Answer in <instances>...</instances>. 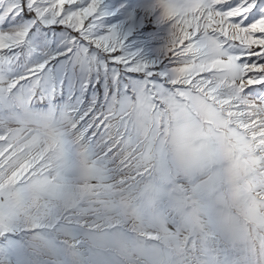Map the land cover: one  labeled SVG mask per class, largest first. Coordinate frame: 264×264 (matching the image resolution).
<instances>
[{
	"label": "snow or ice",
	"instance_id": "6c2138e0",
	"mask_svg": "<svg viewBox=\"0 0 264 264\" xmlns=\"http://www.w3.org/2000/svg\"><path fill=\"white\" fill-rule=\"evenodd\" d=\"M0 264H264V0H0Z\"/></svg>",
	"mask_w": 264,
	"mask_h": 264
}]
</instances>
